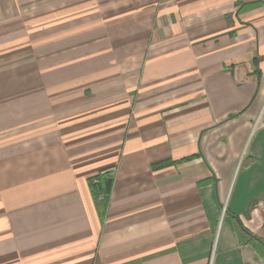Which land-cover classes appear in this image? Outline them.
Listing matches in <instances>:
<instances>
[{
    "label": "crops",
    "instance_id": "crops-1",
    "mask_svg": "<svg viewBox=\"0 0 264 264\" xmlns=\"http://www.w3.org/2000/svg\"><path fill=\"white\" fill-rule=\"evenodd\" d=\"M262 198L264 0H0V264H264Z\"/></svg>",
    "mask_w": 264,
    "mask_h": 264
},
{
    "label": "trees",
    "instance_id": "trees-1",
    "mask_svg": "<svg viewBox=\"0 0 264 264\" xmlns=\"http://www.w3.org/2000/svg\"><path fill=\"white\" fill-rule=\"evenodd\" d=\"M91 182L93 184V191H94V194L96 195V198L99 201L107 202L109 199V194L107 190L103 187V183L101 184L99 175L92 178ZM261 249L264 254V242L263 241L261 243Z\"/></svg>",
    "mask_w": 264,
    "mask_h": 264
},
{
    "label": "built area",
    "instance_id": "built-area-1",
    "mask_svg": "<svg viewBox=\"0 0 264 264\" xmlns=\"http://www.w3.org/2000/svg\"><path fill=\"white\" fill-rule=\"evenodd\" d=\"M257 207L260 209V210H264V198H262L261 200H259L257 202Z\"/></svg>",
    "mask_w": 264,
    "mask_h": 264
}]
</instances>
